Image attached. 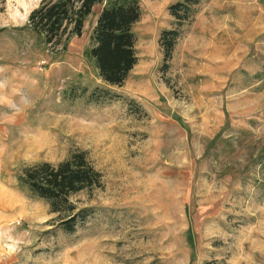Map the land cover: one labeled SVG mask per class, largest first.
Instances as JSON below:
<instances>
[{"label": "rangeland", "instance_id": "obj_1", "mask_svg": "<svg viewBox=\"0 0 264 264\" xmlns=\"http://www.w3.org/2000/svg\"><path fill=\"white\" fill-rule=\"evenodd\" d=\"M40 1L0 0V264H264V0H200L165 69L176 0H138L120 85L89 54L106 0L65 46L27 25ZM78 149L100 184L67 232L18 174Z\"/></svg>", "mask_w": 264, "mask_h": 264}, {"label": "trees", "instance_id": "obj_2", "mask_svg": "<svg viewBox=\"0 0 264 264\" xmlns=\"http://www.w3.org/2000/svg\"><path fill=\"white\" fill-rule=\"evenodd\" d=\"M103 0H41L33 7L27 25L41 34L43 40L57 46L72 35L82 32L85 17L93 6ZM200 0H176L168 5L174 25L160 31L162 69L169 66L180 26L194 13ZM138 0H106L101 6L92 31L89 54L98 75L108 84L120 85L137 61L135 34L132 25L139 19ZM85 89V88H83ZM113 94L96 87L89 98L104 100ZM100 172L91 164L84 150L70 152L66 157L51 162L40 160L26 165L18 174V181L34 195L45 199L50 210L57 213L58 225L73 232L79 222L91 213L89 206H76L71 193L100 184Z\"/></svg>", "mask_w": 264, "mask_h": 264}]
</instances>
